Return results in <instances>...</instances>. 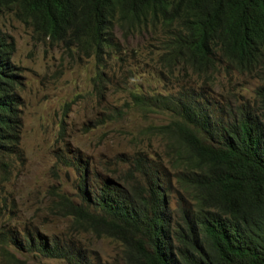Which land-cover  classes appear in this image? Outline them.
Here are the masks:
<instances>
[{
	"label": "trees",
	"instance_id": "obj_1",
	"mask_svg": "<svg viewBox=\"0 0 264 264\" xmlns=\"http://www.w3.org/2000/svg\"><path fill=\"white\" fill-rule=\"evenodd\" d=\"M3 11L41 38L97 57L117 47L116 27L125 40L149 35L171 76L201 80L175 95H131L140 111L171 117L147 131L164 141L183 202L170 208L168 171L136 152L113 179L91 184V175H80L79 203L55 192L53 209L73 233L113 238L125 264H264V83L252 103L224 102L219 110L204 91L230 74L264 81V0H0ZM14 50L0 30V189L22 154ZM69 161L82 172L79 159ZM0 246L88 264L76 241L34 229H0Z\"/></svg>",
	"mask_w": 264,
	"mask_h": 264
},
{
	"label": "rangeland",
	"instance_id": "obj_2",
	"mask_svg": "<svg viewBox=\"0 0 264 264\" xmlns=\"http://www.w3.org/2000/svg\"><path fill=\"white\" fill-rule=\"evenodd\" d=\"M0 30L15 44L11 60L22 76L23 119L22 155L13 160L9 180L0 189V229H34L48 238L74 240L83 248L88 264H125L116 240L88 232L75 234L69 219L53 209L55 192L79 203V172L62 161L81 159L82 172L92 176V184L122 174L129 157L141 152L168 171L164 172L172 186L168 202L171 209L176 208L183 198L164 155L165 143L147 131L166 125L171 117L140 111L131 95H175L198 89L201 80L180 73L171 76L158 63L153 37L125 40L118 27L114 29L117 47L99 57L41 38L9 12H0ZM263 83L260 75L230 74L218 77L216 86H205L204 91L211 106L219 110L224 102L252 103ZM0 264L67 263L0 246Z\"/></svg>",
	"mask_w": 264,
	"mask_h": 264
},
{
	"label": "clouds",
	"instance_id": "obj_3",
	"mask_svg": "<svg viewBox=\"0 0 264 264\" xmlns=\"http://www.w3.org/2000/svg\"><path fill=\"white\" fill-rule=\"evenodd\" d=\"M22 111V110H21ZM23 121V120H22ZM22 132H23V129H22ZM21 139H22V135H21ZM20 149H21V141H20ZM21 152H22V150H21ZM22 155V154H21ZM75 158V157H74ZM74 158H72V159H74ZM72 159H64L62 162L63 163H67V162H70L69 160H72ZM77 159V158H76ZM79 159V158H78ZM80 160V162H81V159H79ZM80 166H81V164H80ZM71 167V166H70ZM82 167V166H81ZM75 168V167H74ZM76 169V168H75ZM81 169V171H82V168H80ZM85 169V168H84ZM77 170V169H76ZM78 171V170H77ZM79 172V171H78ZM83 174H85L84 172H79V177H80V175H83ZM88 175V174H87Z\"/></svg>",
	"mask_w": 264,
	"mask_h": 264
}]
</instances>
